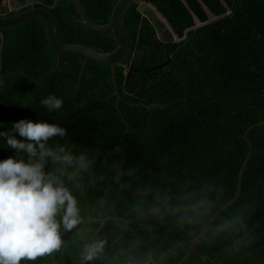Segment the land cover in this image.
Wrapping results in <instances>:
<instances>
[{
    "label": "trees",
    "instance_id": "trees-1",
    "mask_svg": "<svg viewBox=\"0 0 264 264\" xmlns=\"http://www.w3.org/2000/svg\"><path fill=\"white\" fill-rule=\"evenodd\" d=\"M29 0H13L18 5ZM177 35L157 37L163 23L141 24L125 12L131 73L81 54L56 56L39 17L0 27V122L47 119L66 128L48 146L71 162L48 159L78 202L80 223L60 228L61 247L20 264H81L84 245L103 248L92 264H174L209 217L233 195L242 160L251 153L236 200L211 223L185 264H264V0H143ZM96 23L116 0H80ZM209 11L218 15L205 22ZM48 10L62 43L112 50L111 30L84 24L72 0H33ZM11 11L10 13H13ZM194 16L202 22L194 26ZM54 93L63 106L40 100ZM132 93H138L134 96ZM13 154L0 142V158ZM84 157L81 166L79 157ZM88 262V261H87ZM85 262V264H87Z\"/></svg>",
    "mask_w": 264,
    "mask_h": 264
},
{
    "label": "clouds",
    "instance_id": "clouds-1",
    "mask_svg": "<svg viewBox=\"0 0 264 264\" xmlns=\"http://www.w3.org/2000/svg\"><path fill=\"white\" fill-rule=\"evenodd\" d=\"M63 103L54 93L40 100L49 112ZM65 134V127L47 119L0 122V142L13 150L0 158V264H20L22 258L32 260L59 249L60 228L71 230L80 223L77 199L62 179L45 168L48 159L73 160L63 147L53 149L47 143ZM79 160L83 166L82 155ZM102 248V243L84 245L81 264L96 258Z\"/></svg>",
    "mask_w": 264,
    "mask_h": 264
},
{
    "label": "water",
    "instance_id": "water-1",
    "mask_svg": "<svg viewBox=\"0 0 264 264\" xmlns=\"http://www.w3.org/2000/svg\"><path fill=\"white\" fill-rule=\"evenodd\" d=\"M75 9L78 12L79 18L81 21L88 25L89 27L97 30H111L114 41H115V46L112 50H105L101 47L89 45V44H84V43H62L57 36V29H56V21L53 17V15L46 9L42 7H36V6H29L25 9H21L23 6L26 4L32 5L33 0H29L25 4L21 5H15L12 6L13 0H0V27L12 25L15 23L22 22L26 19H30L33 17H39L44 21L45 24V32H46V38L49 46L51 49L55 52L56 56L59 57L61 55H70V54H81L84 56L85 59L87 58H92L94 60L107 63L110 65L111 68V78L113 81L114 85V92L117 94V89H116V84L114 81V67L115 66H122L123 73H124V79H123V86L126 85L127 79L131 75L132 72L137 71V70H147V69H141L134 64L137 61L138 53H133L132 57L128 63V65H125L122 63V60L126 56L127 50H128V37H127V31L125 28L124 24V15L128 7L132 3H137L136 9L140 11L141 14V19H140V25L138 28V33L137 37L140 36V28L141 24L144 21H148L153 23V19H149L148 16L145 14V7L150 8L155 16H158L159 14L161 17V13L156 9L154 5H152L149 2H145L143 0H116L114 3L109 19L105 23H96L92 21L88 15L86 14L80 0H72ZM204 9L206 10L209 18L205 21H212L217 19L219 16L212 14L208 8H206L203 5ZM11 11H14L13 13H10ZM164 20L165 18L162 17ZM194 21L198 22L199 25L202 23L197 20V18L194 16ZM166 25L168 26V30L172 33L173 39H177V35L173 32L171 26L168 24V22L165 20ZM194 26H196L194 24ZM134 96H139L138 93L134 94ZM251 126H249L243 135V138L245 139L247 143V152L245 157L242 160L241 166L238 171L237 175V180H236V185H235V190L233 192L232 197L224 203L222 206H220L207 220L206 224L203 226V228L198 232V234L194 237L192 242L190 243L188 249L184 253V255L181 257L179 261H177L174 264H185L187 260L189 259L190 255L197 252L196 251V244L202 238V236L211 228V223L213 222L214 218L222 212L226 207L230 206L238 197L239 191H240V186H241V177L243 174V170L245 168L246 162L250 156L251 153V144L249 139L247 138V131L250 129ZM116 216H107L103 218L100 221V224L94 231L95 235V240L96 243H101L100 237H99V229L103 225L104 221L109 218H113ZM51 260L53 261V264H62L57 263L56 259L51 256ZM94 260V259H93ZM93 260H90L87 262V264H92Z\"/></svg>",
    "mask_w": 264,
    "mask_h": 264
},
{
    "label": "rangeland",
    "instance_id": "rangeland-1",
    "mask_svg": "<svg viewBox=\"0 0 264 264\" xmlns=\"http://www.w3.org/2000/svg\"><path fill=\"white\" fill-rule=\"evenodd\" d=\"M12 4H13L12 6L17 5L15 2H13ZM144 9H145V14L148 16V18H151V17L153 16L152 18H157V19H159V20L163 23V25H164V28H165V34H166V35H169V36H171V37H173L172 33L168 30V26L166 25L165 20H164L159 14H157L158 16H155V15H154V12H153L150 8L145 7ZM209 16H210V15H209ZM208 18H209V17H208ZM195 25L198 26L199 23L195 21ZM160 33H163V32H160ZM172 39H173V38H172ZM174 40H176V39H174Z\"/></svg>",
    "mask_w": 264,
    "mask_h": 264
},
{
    "label": "flooded vegetation",
    "instance_id": "flooded-vegetation-1",
    "mask_svg": "<svg viewBox=\"0 0 264 264\" xmlns=\"http://www.w3.org/2000/svg\"><path fill=\"white\" fill-rule=\"evenodd\" d=\"M152 17H153V16H152ZM152 17L149 18V19H153V21H154L155 18H152ZM161 32H162V31H161ZM164 36H168V37H170V38L172 39V37L169 36V35H166L165 32H164V33H160L159 31L157 32V37H158V38L163 39Z\"/></svg>",
    "mask_w": 264,
    "mask_h": 264
}]
</instances>
